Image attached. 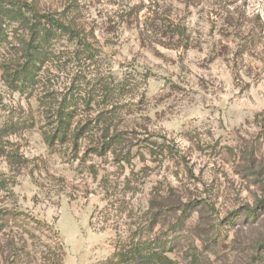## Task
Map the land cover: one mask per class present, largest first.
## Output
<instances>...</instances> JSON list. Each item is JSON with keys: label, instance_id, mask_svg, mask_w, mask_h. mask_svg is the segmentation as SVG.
Returning <instances> with one entry per match:
<instances>
[{"label": "rangeland", "instance_id": "rangeland-1", "mask_svg": "<svg viewBox=\"0 0 264 264\" xmlns=\"http://www.w3.org/2000/svg\"><path fill=\"white\" fill-rule=\"evenodd\" d=\"M0 4V264H264V0Z\"/></svg>", "mask_w": 264, "mask_h": 264}, {"label": "trees", "instance_id": "trees-1", "mask_svg": "<svg viewBox=\"0 0 264 264\" xmlns=\"http://www.w3.org/2000/svg\"><path fill=\"white\" fill-rule=\"evenodd\" d=\"M31 13L34 14V18L36 21H33L23 14V10H21L17 6H9V7H2L0 4V16L1 21L4 20L5 17L9 18L10 20H20L25 23L28 32L32 36L31 39L27 42V52L28 57L30 56V50L35 47V45L40 41V36L44 33V28L46 25H42L43 21H45V24L52 25L57 30L61 31H69L71 35H79L75 30L71 29L70 26L63 23L61 20L54 18L49 15H40L35 10H31ZM0 27L2 28L1 24ZM54 130L53 134L46 133V141L49 144H54L58 137H60L61 140H64L67 138V136L70 134V132H66L64 127H60ZM82 135V132L80 133ZM79 136V134H77ZM75 136V138H77ZM146 245L143 249L140 251L143 253L142 259H140L139 264H173V262L164 257L161 253L157 251V240H154L150 243H145Z\"/></svg>", "mask_w": 264, "mask_h": 264}]
</instances>
